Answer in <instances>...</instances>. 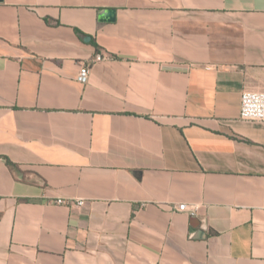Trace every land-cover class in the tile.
Segmentation results:
<instances>
[{"label":"crops","instance_id":"obj_1","mask_svg":"<svg viewBox=\"0 0 264 264\" xmlns=\"http://www.w3.org/2000/svg\"><path fill=\"white\" fill-rule=\"evenodd\" d=\"M245 91L264 0H0V264H264Z\"/></svg>","mask_w":264,"mask_h":264},{"label":"built area","instance_id":"obj_2","mask_svg":"<svg viewBox=\"0 0 264 264\" xmlns=\"http://www.w3.org/2000/svg\"><path fill=\"white\" fill-rule=\"evenodd\" d=\"M111 59V55H108L103 52H99L94 59V62H102L105 60ZM91 69L87 65H82L80 67L77 81L86 85L89 81ZM240 116L244 120L251 121H263L264 122V92H256V91H245L241 97V112ZM57 205H71L76 204L79 207L84 206L85 201H69L65 199H57L55 201ZM178 209L182 212H191L195 214L197 212V207H189L186 204L179 205Z\"/></svg>","mask_w":264,"mask_h":264},{"label":"water","instance_id":"obj_3","mask_svg":"<svg viewBox=\"0 0 264 264\" xmlns=\"http://www.w3.org/2000/svg\"><path fill=\"white\" fill-rule=\"evenodd\" d=\"M102 20H107V21L113 22L115 20V11L114 10L106 11L102 16ZM87 40L89 41L90 38L88 37Z\"/></svg>","mask_w":264,"mask_h":264},{"label":"trees","instance_id":"obj_4","mask_svg":"<svg viewBox=\"0 0 264 264\" xmlns=\"http://www.w3.org/2000/svg\"><path fill=\"white\" fill-rule=\"evenodd\" d=\"M92 43H94V45L97 47V45H96V43L95 42H92ZM98 51H99V49H98ZM8 163V165L10 166V168L11 169H13V170H17V166H15L13 163H11V162H7Z\"/></svg>","mask_w":264,"mask_h":264}]
</instances>
